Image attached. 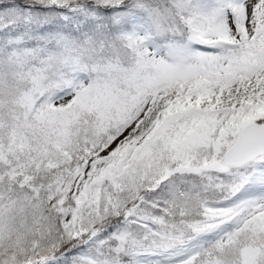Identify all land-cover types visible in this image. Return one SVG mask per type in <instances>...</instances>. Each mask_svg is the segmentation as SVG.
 Masks as SVG:
<instances>
[{
  "label": "snow or ice",
  "instance_id": "6c2138e0",
  "mask_svg": "<svg viewBox=\"0 0 264 264\" xmlns=\"http://www.w3.org/2000/svg\"><path fill=\"white\" fill-rule=\"evenodd\" d=\"M0 264H264V0H0Z\"/></svg>",
  "mask_w": 264,
  "mask_h": 264
}]
</instances>
